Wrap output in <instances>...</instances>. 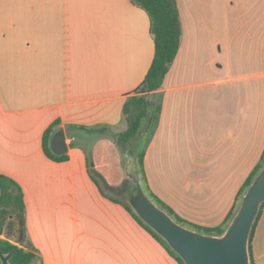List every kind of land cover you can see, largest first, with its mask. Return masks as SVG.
I'll return each instance as SVG.
<instances>
[{"label":"crops","instance_id":"0c3cea01","mask_svg":"<svg viewBox=\"0 0 264 264\" xmlns=\"http://www.w3.org/2000/svg\"><path fill=\"white\" fill-rule=\"evenodd\" d=\"M174 3L179 47L147 96L159 113L140 136L142 176L180 219L215 228L264 156V0ZM152 59L148 16L130 0H0V174L24 202L0 240L37 264H177L91 177L116 168L117 145L98 130L127 128L123 105ZM55 123L63 162L42 150ZM251 252L264 264V205Z\"/></svg>","mask_w":264,"mask_h":264},{"label":"trees","instance_id":"16d2710c","mask_svg":"<svg viewBox=\"0 0 264 264\" xmlns=\"http://www.w3.org/2000/svg\"><path fill=\"white\" fill-rule=\"evenodd\" d=\"M130 1L132 4L141 8L148 16L149 31L153 39V59L143 81L133 91V96H131L123 105L122 111L128 121L127 128L118 134H113L105 128L99 129L98 132L109 134L114 139L116 145L119 148L121 146H125L137 150L140 145V136L143 134L150 135L156 124L159 106L150 102L147 96L161 87L163 79L168 72L169 66L177 54L180 39V27L174 0ZM56 125L57 123L53 124L44 132L42 138V150L45 156L50 160L55 162H63L67 160L66 154L55 156L50 149V138ZM86 131L91 132L93 130ZM142 158L143 153L141 151L138 153L137 163L141 174L143 175ZM263 169L264 156L243 183L241 188V193H243L242 195L246 193L248 188ZM91 177L103 197L114 203L120 204L127 212H129L131 217L164 248L168 255L173 258L177 264H185L183 260L169 247L166 241L155 231H153L148 225H146L138 217V215L132 211L129 205L115 197L106 194L103 189L102 182L100 181L101 179L104 180V178L97 174L94 169L91 170ZM151 197L157 201L160 206L159 209L170 219H172L177 225L192 232L209 237H222L239 210L238 208L231 209L227 214L222 226L215 228H202L186 223L176 216L170 208L165 206L157 198L153 196ZM263 205L264 201L259 204L258 211L248 233V264H253L251 240ZM23 210L24 202L20 187L13 180L0 174V233L3 229L6 219L14 214H22ZM0 252L4 256L10 254L8 264H32L36 259L33 252L25 251L24 249L14 246L4 240H0Z\"/></svg>","mask_w":264,"mask_h":264},{"label":"water","instance_id":"95a60500","mask_svg":"<svg viewBox=\"0 0 264 264\" xmlns=\"http://www.w3.org/2000/svg\"><path fill=\"white\" fill-rule=\"evenodd\" d=\"M55 156L67 153L63 131L50 140ZM264 201V169L248 188L241 206L223 237L204 236L174 223L141 193L132 199L138 217L161 236L185 264H248L247 238L259 204ZM10 254L0 252L1 264H8Z\"/></svg>","mask_w":264,"mask_h":264},{"label":"rangeland","instance_id":"374dc122","mask_svg":"<svg viewBox=\"0 0 264 264\" xmlns=\"http://www.w3.org/2000/svg\"><path fill=\"white\" fill-rule=\"evenodd\" d=\"M93 141H95L94 137L92 138V140H88L87 142H85V145L88 146ZM116 149L117 152L115 153H117L116 155L118 163L116 165V168L113 169V172L111 171V173L107 174L108 179L97 173L104 178V180L101 179L100 181L102 182V186L106 194L115 197L125 204L129 205L132 211L136 213V210L132 204V199L135 198L138 193H141L149 202H151L157 209H159L160 206L157 201L154 200L147 192L143 176L138 167V149L136 150L134 148L125 146H121L120 148L117 146ZM7 220L8 219H6V221ZM32 264L37 263L33 262Z\"/></svg>","mask_w":264,"mask_h":264}]
</instances>
